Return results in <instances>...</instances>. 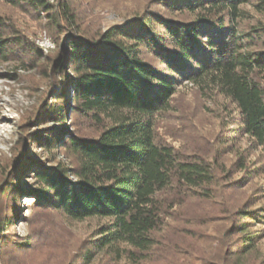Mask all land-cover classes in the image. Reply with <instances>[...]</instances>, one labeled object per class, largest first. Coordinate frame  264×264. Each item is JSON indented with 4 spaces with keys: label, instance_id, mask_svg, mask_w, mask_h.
Returning a JSON list of instances; mask_svg holds the SVG:
<instances>
[{
    "label": "trees",
    "instance_id": "obj_1",
    "mask_svg": "<svg viewBox=\"0 0 264 264\" xmlns=\"http://www.w3.org/2000/svg\"><path fill=\"white\" fill-rule=\"evenodd\" d=\"M246 5L264 14V0H170L169 16L140 13L91 33L72 0H0V66L17 61L32 69L45 60L59 89L41 98L27 117L30 131L21 132L20 144L48 158L20 151L5 174L1 197L11 211L0 217V253L19 214L20 178L29 173L27 192L40 208L96 222L76 263L150 264L177 206L213 200L230 179L223 155L186 158L157 140L158 116L185 82L234 105L220 151L240 140L264 150V23L243 29ZM15 14L44 26L57 50L45 58ZM233 164L245 173L231 187L264 172V163L246 171L245 157ZM247 201L214 239L221 247L196 255L199 264H264V205ZM12 243L18 252L32 245Z\"/></svg>",
    "mask_w": 264,
    "mask_h": 264
},
{
    "label": "rangeland",
    "instance_id": "obj_2",
    "mask_svg": "<svg viewBox=\"0 0 264 264\" xmlns=\"http://www.w3.org/2000/svg\"><path fill=\"white\" fill-rule=\"evenodd\" d=\"M169 2L72 0L78 22L91 33L113 25L127 24L140 13L153 12L169 16ZM256 2L258 0H250L252 4ZM244 10L247 17L240 20L243 29L257 22L264 23V14L258 13L252 5L244 6ZM14 17L27 29L31 41L44 51L45 58L51 51L57 50L55 41L44 26L23 15L15 14ZM44 61L39 60L32 69L23 68L17 61L0 66V217L11 211L9 204L4 203V197H1V191L5 185V174L10 173L16 155L20 151H30L32 159L48 158L44 152H35L20 144L23 137L21 132L27 134L30 131L25 128L27 117L33 114L42 97L59 91L53 82L56 75L50 71L44 72ZM46 75L51 76L46 78ZM258 80L264 84V75L259 76ZM232 110L234 105L224 96L203 93L193 84L185 82L172 99L171 110L158 116V142L172 146L186 158L197 157L209 161L223 155L219 162L223 164V169L229 170L228 174L223 171V176L227 175L230 179L227 182L223 180V190L213 200L184 199L182 205L177 206L158 238L160 244L150 264H183L185 260V263L199 264L196 255L221 245L214 239H219L222 230L230 225L226 219L232 215L231 211L248 204L247 200L264 205V172L255 174L250 181L246 180L239 186L231 187L229 184L245 173L233 164L238 157L246 158V171H252L264 163V150L252 148L248 140L231 144L227 150L223 145V151H220L221 140L224 139L220 137L226 133L225 123ZM28 176L29 173H25L20 178L22 194L18 197L19 214L15 216V225L8 229L11 233L10 243L0 253V264H80L76 263L79 256L75 252L92 237L96 222L70 221L57 211L40 208L34 195L27 192L33 183V179ZM5 206L8 208L6 211ZM28 240L32 242L29 249L16 251L12 241ZM261 246V252L264 253V241ZM95 263L105 264L103 259H97ZM119 264H125V261Z\"/></svg>",
    "mask_w": 264,
    "mask_h": 264
}]
</instances>
